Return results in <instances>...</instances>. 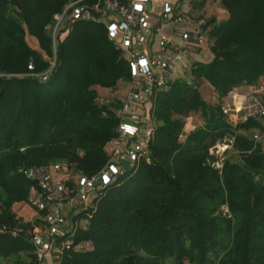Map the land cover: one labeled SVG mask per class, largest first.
Here are the masks:
<instances>
[{
    "label": "trees",
    "instance_id": "trees-1",
    "mask_svg": "<svg viewBox=\"0 0 264 264\" xmlns=\"http://www.w3.org/2000/svg\"><path fill=\"white\" fill-rule=\"evenodd\" d=\"M72 1L0 0V225L18 231L0 234L2 264L33 259L16 215L31 187L22 171L60 162L90 176L116 135L121 99L101 102L95 87L123 91L128 61L93 19L73 22L53 50L54 16ZM213 1L224 18L206 22L211 60L155 94L147 153L71 218L56 264H264V153L250 137L260 125L233 126L221 111L264 77V0ZM205 2L191 0L190 14L204 18ZM190 114L202 124L180 139ZM226 139L237 158L216 167L210 152Z\"/></svg>",
    "mask_w": 264,
    "mask_h": 264
},
{
    "label": "built area",
    "instance_id": "built-area-1",
    "mask_svg": "<svg viewBox=\"0 0 264 264\" xmlns=\"http://www.w3.org/2000/svg\"><path fill=\"white\" fill-rule=\"evenodd\" d=\"M86 1H72L54 16L53 47L73 22H102L108 38L127 58L128 94L121 101L116 135L107 144L109 159L99 172L79 175L60 162L22 171L31 183L29 197H33L28 200L33 210L28 230L33 259L26 264H56L61 250L71 245L61 240L70 229L71 218L147 153L153 134L149 112L155 94L167 90L174 78H188L193 57L207 47V19L190 14L191 0L154 6L151 0ZM232 94L221 107L223 115L233 126L250 119L259 123L251 140L264 153V77ZM5 233L18 235L17 230L0 225V234Z\"/></svg>",
    "mask_w": 264,
    "mask_h": 264
},
{
    "label": "rangeland",
    "instance_id": "rangeland-1",
    "mask_svg": "<svg viewBox=\"0 0 264 264\" xmlns=\"http://www.w3.org/2000/svg\"><path fill=\"white\" fill-rule=\"evenodd\" d=\"M206 2H209V3L207 4V9L203 13L204 18L208 19L212 15L215 17H218L220 19L224 18L223 17L224 14L220 10L217 2H215L213 0H206ZM51 36H52V48L54 50L53 35H51ZM27 43L31 48L36 47V45L33 44L32 40L31 41L27 40ZM211 57H212L211 53L208 51V49L206 47H204L201 54L199 56L193 57L192 61L209 62L211 60ZM95 88H96L97 94L100 97L101 102H106L107 100H111L112 97H114V95L118 96L121 99V101L122 100L124 101L125 98L127 97V94H128V87L125 88L123 91L117 92V93H114V91L108 90L104 87H95ZM240 88L241 87L235 88L232 95H236V93H241L242 91ZM199 90H200V93L202 94L203 99L206 102H208L209 104H216L217 103V96L215 95V92L213 91V89L210 87V85L207 82L202 81L200 83ZM229 100H230V98L228 99V101ZM137 113L142 114V112L140 110H138ZM201 124H202V120L198 114H190L186 119V123H185L184 129H183V133L180 136V139H183L184 136L189 131H191L195 127L200 126ZM250 137H251V135H250ZM231 141L232 140L226 139L222 143H218L215 146V150H211L210 154L213 155V157L215 159L214 165L216 167H220L222 160L226 157H232L233 160H235L237 158L236 155L234 153H232L231 144H230ZM32 198L33 197L30 196L28 198V200L29 199L31 200ZM28 200H27V202L22 204L19 209L16 210V215L19 216V218L21 220H23V222H28L30 224L29 219H30V215H32V213H33V210L31 209L30 205L28 204ZM10 262H13V261H10Z\"/></svg>",
    "mask_w": 264,
    "mask_h": 264
},
{
    "label": "crops",
    "instance_id": "crops-1",
    "mask_svg": "<svg viewBox=\"0 0 264 264\" xmlns=\"http://www.w3.org/2000/svg\"><path fill=\"white\" fill-rule=\"evenodd\" d=\"M182 0H151V3L152 5H156L157 3H160V2H164V3H168V4H176L178 2H181ZM154 22V20H152V23ZM246 88V87H245ZM241 91L244 89V86L240 88ZM33 215V213H32ZM30 215V217L32 216Z\"/></svg>",
    "mask_w": 264,
    "mask_h": 264
}]
</instances>
